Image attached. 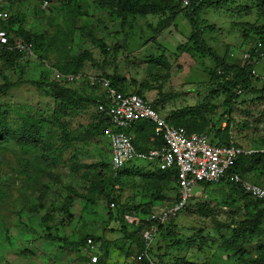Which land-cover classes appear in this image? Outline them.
I'll return each instance as SVG.
<instances>
[{"label": "rangeland", "instance_id": "obj_1", "mask_svg": "<svg viewBox=\"0 0 264 264\" xmlns=\"http://www.w3.org/2000/svg\"><path fill=\"white\" fill-rule=\"evenodd\" d=\"M108 1L98 0L102 6H98L95 0L79 3L55 1L45 11L39 0H19L12 16L23 17V26L29 33L44 39L43 48L48 50L46 61L50 64L38 58L29 61L20 76L14 71L0 73V106L23 105L45 109L54 101L52 96L44 95L51 93L47 86L54 80L46 65L58 68L76 58L91 56L92 59L87 60L82 69L84 74L101 75L100 65H103L108 73L113 74L117 70L127 78L129 93L144 84L152 86L145 91V96L149 101L164 97L163 116L171 112L184 113L187 119L192 117L198 121L224 117L229 111L225 104L228 94L216 85L210 88L209 71L215 69L214 61L200 53L193 57L178 52L179 46L186 44L191 36V26L185 15H179L163 32L157 30L160 19H164L160 15L129 16L124 32L116 34L123 22L115 20L112 13L120 8L118 5L111 6ZM189 3L185 0V12L191 11ZM246 6L251 10L248 11ZM263 16L264 7L259 0H231L228 6L221 9L208 8L201 18L216 26L217 30L204 32L203 38L229 64H238L247 58L256 39L255 34L244 35L243 24L263 25ZM82 26L85 30H75ZM90 31L105 39L108 45L109 58L105 63L99 47L91 39ZM115 45L119 49H115ZM163 52L165 59L162 58ZM256 68V75L262 79L256 85L261 89L264 87V60ZM4 79L14 84L25 83L4 94L1 91L8 83ZM38 84L43 87L39 89ZM70 86L80 89L83 95L90 92L82 85ZM253 100H256L254 94H245L241 98V109L252 113L255 120L261 116L264 103L253 106ZM191 110L196 112L191 115L188 112ZM245 112L236 111L234 114L235 135L241 145L249 149L260 148L264 143V118L256 125L257 120L254 122L246 117ZM48 115L52 116L53 112L49 111ZM95 115L96 107H91L90 112L68 119L72 122V129L83 131L96 122V117L92 118ZM18 118L14 116L7 122L8 130L21 131ZM211 126L208 122L204 132L209 133ZM17 133L12 143H0V151L3 150L0 152V264H90L93 254L86 244H79L81 236L90 235L102 237L100 242L95 240L102 264H160L157 258H151V263L139 261L141 233L138 235L129 225V228L124 226L122 220L110 221L107 213L111 208L108 204L111 197H117L121 203L115 209L118 212L123 206L124 210L137 207L141 212L149 207L165 208L177 199L173 175L163 188L157 181L159 175L155 164L137 159L125 167L133 176L113 183L108 178L113 169L110 143L105 135L87 144H74L73 152L81 168L75 170L72 164L51 168L41 160L42 152L17 145ZM209 138L213 139L212 133H209ZM99 169L103 171V177H107L104 180L100 178L104 183L86 178L90 173H99L94 172ZM247 179L264 188V176L260 180L253 176H247ZM227 192L225 185L207 189L197 187L191 209L178 217L175 221L177 227L171 230L170 235H165L155 244L154 255L166 256L165 264H254V259L259 256L260 240L257 238L245 243L238 255L220 248L222 234L229 237L233 229H239L238 224L245 220V202L238 201L241 204L238 208L228 206L225 202H228ZM70 197L71 206L67 213H63L60 207ZM44 217L45 223L42 222ZM224 227L232 229L228 231ZM201 238H206L204 243ZM62 239H66L67 243H63ZM208 239L209 244L206 242ZM193 240L198 241V245H191ZM212 244L214 247L210 246Z\"/></svg>", "mask_w": 264, "mask_h": 264}, {"label": "trees", "instance_id": "obj_2", "mask_svg": "<svg viewBox=\"0 0 264 264\" xmlns=\"http://www.w3.org/2000/svg\"><path fill=\"white\" fill-rule=\"evenodd\" d=\"M53 3L56 2H64V3H79L84 0H51ZM96 2L98 0H95ZM262 6L264 7V0H259ZM184 2L185 0H177V2H172L168 0H109L108 4L111 6L118 5L119 11L112 13V16L115 20H121L123 23L120 24L121 29L116 34H121L124 32L125 22L127 17L133 16H148V15H157L163 17L164 19H160V25L157 27L158 32L165 31L171 23H174L176 18L179 15H185L186 19L189 21L191 26V36L188 38L187 43L179 46L178 52L181 54H188L193 57L199 55V53L204 56V58H211L215 63V69L209 71L210 88L213 89L214 85L220 87L228 94V99L226 101V105L229 107V111L223 116L214 117L212 120L202 119V121H198L196 119H187L184 113H173L171 112L167 116H163V112L165 110L164 97L161 100H153L151 102L152 108L157 111L165 120L173 126L176 127H184L188 130L189 133H199L205 134L209 137V133L213 134V139H211V143L219 146L229 145L231 142V136L233 134L234 139L236 141V145L246 151H249V147L243 146L238 142V138L235 133L234 123V114L236 111L245 112L241 109V98L245 96V94L251 95L254 94L256 96V100L252 101L253 106H259L264 103V87L259 89L257 87V83L262 82V79L256 75V67L258 64L264 60V23L263 25L251 24L249 22L243 24L244 35L249 37L251 34L256 35L255 44L249 49L248 55L249 57L244 59L238 64H229L226 59L221 58L217 52L211 48L204 40L203 34L204 32H215L217 27L214 25L208 24L206 20L201 18V14L208 8L211 9H221L225 6H228L231 3V0H189L191 10L190 12L184 11ZM98 6L102 4L96 3ZM95 4V5H96ZM248 6H246V9ZM248 11L251 8L247 9ZM86 14V11H85ZM165 16V17H164ZM167 16V17H166ZM262 16V15H261ZM264 17V16H263ZM23 17L19 18L18 16H12L7 24H5V28L9 30H14L18 37L25 39L27 42L33 45V50L37 59L40 61H44V63H48L46 60L48 59V50L43 48L41 37L30 34L25 27L23 26ZM82 26L79 31L85 30ZM249 27L248 29H246ZM91 39L94 43L99 47L101 54L104 56V63L107 61L108 57V45L105 42V39H100L96 36L93 31H90ZM115 49H119L118 45H115ZM263 54V55H262ZM88 55V54H86ZM165 57L164 52L162 53V58ZM22 53L16 52H7L0 54V73L4 74L5 71H14L18 73V75H22L25 72V64H23ZM92 59L91 56L85 57L82 56L80 58H76L75 60L70 61L69 64L64 65L63 67H52L55 70L63 74H74L77 75L82 73V69L84 68V64L87 60ZM165 59V58H164ZM163 64H167V62L163 61ZM50 64V63H48ZM95 64V63H94ZM93 64V65H94ZM100 65V64H99ZM98 66V64H97ZM100 65V70L102 71L101 76L109 79L112 83V86L116 88L119 92L123 94H136L143 98L145 101H149L145 96V91L152 88V86L144 84L141 88L135 90L133 93H129V83L127 82V78L122 76L116 71L113 74L107 72V70ZM167 66V65H166ZM168 67V66H167ZM50 74L52 73L49 70ZM4 78L7 79L5 75ZM8 83L4 85L1 93L6 94L12 88H16L25 83V81H20L17 84L10 82V80H6ZM160 80V79H159ZM130 85H136L135 83H130ZM43 86L38 84V88L41 89ZM48 89L51 91L48 94L44 93L46 97L52 96L54 101L51 104H48L45 109H35L28 106L16 105V106H0V143L11 142L13 136H16L17 132H13L16 130H8L7 122L11 121L14 116L19 117L17 121L20 122L22 128L21 131L17 133L16 137L18 141L17 145H22L24 148H29L30 150H34L35 152H42L41 160H43L48 167L58 168L68 166L69 164L74 165V169L77 170L78 167L81 168L82 165L77 161L76 155L74 151V144H87L90 141L94 140L97 137L104 136V130L110 126L108 121L104 120L105 114H100L96 111V115L92 116L93 119L96 117V122L90 124V126L83 130H74L71 128L72 122L68 118L76 117L78 114L86 112L90 107H96L97 96L96 92H92L86 95L81 94L80 89H75L70 86H63L56 81H50L48 84ZM154 88V87H153ZM97 90V89H95ZM241 92L238 94V92ZM80 92V93H79ZM88 92V91H87ZM49 95V96H48ZM257 101V103L255 102ZM55 102V103H54ZM52 111L53 115H48V112ZM75 116H73L75 113ZM189 114H193L196 111L191 110L188 111ZM262 114L258 117L256 121V125L262 118H264V110L260 111ZM246 117H250V119L254 120L253 114L249 111H246ZM206 120V121H204ZM254 120V122H255ZM226 121V122H225ZM211 122V130L209 133L204 132L207 127V123ZM144 124V136L137 137L134 139L133 143L137 150L140 153L147 154L150 150L159 148L162 145V138L157 137L155 134L156 126L154 123L142 120L136 123L133 129L139 124ZM226 123L227 127L225 129L222 128L223 124ZM141 127V126H139ZM132 130L130 131V133ZM142 138V139H141ZM154 139V141H153ZM261 144V143H260ZM15 146V145H14ZM2 147H0L1 149ZM259 152H255L250 155L241 154L237 157L235 166L232 169V172L239 174L244 180H247V176L257 177V180H260L264 176V143L260 145V148L254 149ZM3 151V150H1ZM0 151V152H1ZM69 157V158H67ZM150 164H154L153 162H149ZM158 170L159 177L157 181L160 182L159 186L165 187L168 181H171V175L175 179L176 189H177V199L180 198L179 189L177 187V170L172 169L168 171H161L155 165ZM73 170V171H75ZM93 170V169H91ZM93 173L89 174L86 178L91 180L92 182L99 183L103 182L105 177H103L102 170H96ZM89 173V172H88ZM132 177L133 175L129 172V170L124 168L123 170L115 173L112 171L108 178L114 182H122V178L124 177ZM102 178V179H100ZM104 183V182H103ZM259 185L258 183H255ZM225 185L228 187V192L226 193V198L228 200L225 201L228 206H235L238 208L241 204L239 202H245L243 204L245 209V220L240 222L239 229H233L231 235H223V244L220 245L222 250H230L234 254L238 255L242 253V249L245 243L248 241L251 242L252 239L257 238L260 240V245L257 253L259 256H256L254 259V264H264V201L258 200L246 194L239 185L229 181L228 179L223 180L220 183L215 184H203V186L207 189L208 187ZM261 187V186H260ZM240 198V199H239ZM192 202V201H191ZM191 202L188 207L181 212L177 218L171 219V221L166 224H158V232L153 242V245L150 248L149 256L150 258H157L160 264H165V257L161 254H155L154 246L159 243L160 238L165 235H170L171 230H175L177 225L175 224L178 217L186 211L191 209ZM72 197L66 198L63 202L61 211L63 213H67L68 207L71 206ZM115 204V208H111V204ZM120 200L117 197H111V201L108 204L110 206L107 216L110 221H119L122 220L124 226L129 228L132 227L136 232V234H140L139 242H138V257L144 252L146 246L144 242V232L150 230L157 223L155 221H147L146 217L153 210L152 208H148L144 212H141L137 207H129L124 210V206L120 209L121 213L116 211L115 209L119 207ZM168 204V203H167ZM172 205V202H170ZM169 205V204H168ZM198 206V205H197ZM190 208V209H189ZM134 212H141V221L134 225H129L125 221L126 215L133 214ZM62 213V214H63ZM143 213V215H142ZM204 214V212H203ZM47 217H49L47 215ZM46 217L42 218V222L45 223ZM175 224V225H173ZM233 224V223H232ZM129 225V226H128ZM235 226V224H233ZM123 226V227H124ZM231 231L232 227H224ZM201 232V231H200ZM212 235V234H211ZM89 239L96 240L97 242L102 241L101 236L90 235L87 237H80L79 244H87ZM206 238H201V242L204 243ZM94 242L95 244L97 242ZM62 242L67 243L66 239H62ZM209 244V239L208 241ZM97 245V244H96ZM191 245H198V241L193 240ZM214 247V245H210ZM160 248H158L159 250ZM103 259L101 256L99 257L97 264H102ZM90 264L91 259L89 260ZM148 261L144 259L142 263H147Z\"/></svg>", "mask_w": 264, "mask_h": 264}, {"label": "built area", "instance_id": "obj_3", "mask_svg": "<svg viewBox=\"0 0 264 264\" xmlns=\"http://www.w3.org/2000/svg\"><path fill=\"white\" fill-rule=\"evenodd\" d=\"M39 1L45 11L53 4L51 0ZM18 2L19 0H0V54L18 51L22 53L21 60L26 66L29 61L37 59L33 45L18 37L14 30L5 28V24L12 17V10ZM46 66L53 73L54 81L59 84L66 87L78 84L97 93L99 98L96 110L100 114H105L104 120H107L110 125L104 130V134L110 143V163L115 173L123 170L137 159L153 162L161 171L177 170V187L180 198L172 202V205L169 203L165 208L154 207L146 217L147 221H155L157 224L144 232L146 248L139 256V260L146 259L148 263H151L149 251L157 235L158 224H166L171 219L177 218L197 196V193H194L195 189L202 187L203 184H218L228 179L243 188L246 194L264 201V188L244 180L239 174L232 172L239 155L259 152L254 149L246 151L238 147L233 134L229 145H215L205 134L189 133L184 127L170 125L152 108L153 100L147 102L136 94H123L112 86L109 79L101 75L84 74L83 72L77 75L63 74L48 65ZM240 93L239 91L238 94ZM142 120L154 123L155 134L163 141L159 148L152 149L147 154L137 150L133 143L134 138L130 133L134 125ZM226 127L227 124L224 123L222 128ZM111 208H115L114 203L111 204ZM125 218L131 226L143 219L141 212H134L126 215ZM86 246L93 254L91 262L97 264L99 247L92 239L87 241Z\"/></svg>", "mask_w": 264, "mask_h": 264}, {"label": "crops", "instance_id": "obj_4", "mask_svg": "<svg viewBox=\"0 0 264 264\" xmlns=\"http://www.w3.org/2000/svg\"><path fill=\"white\" fill-rule=\"evenodd\" d=\"M14 8H15V6H14ZM26 29V28H25ZM27 30V29H26ZM28 31V30H27ZM29 32V31H28ZM71 87V86H70ZM73 88V87H72ZM81 93H84V92H81ZM89 94V93H88ZM87 111H91V107L87 110ZM144 124L142 123V124H138L133 130H132V132H131V135L133 136V138L135 139V138H137V137H143L144 136V130H143V128H144V126H143ZM139 126H141V127H139ZM142 139V138H141ZM107 141H108V138L106 139ZM109 142V141H108ZM146 162H148V161H146ZM147 166H148V164H146Z\"/></svg>", "mask_w": 264, "mask_h": 264}, {"label": "clouds", "instance_id": "obj_5", "mask_svg": "<svg viewBox=\"0 0 264 264\" xmlns=\"http://www.w3.org/2000/svg\"><path fill=\"white\" fill-rule=\"evenodd\" d=\"M97 111V110H96ZM139 261H141V260H139ZM142 262V261H141Z\"/></svg>", "mask_w": 264, "mask_h": 264}]
</instances>
